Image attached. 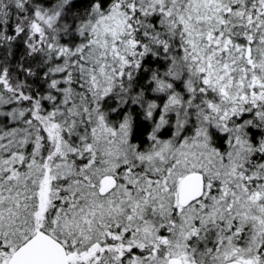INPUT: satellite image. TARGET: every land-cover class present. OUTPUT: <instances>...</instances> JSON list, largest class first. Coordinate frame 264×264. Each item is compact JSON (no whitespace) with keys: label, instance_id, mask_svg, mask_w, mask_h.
Instances as JSON below:
<instances>
[{"label":"snow or ice","instance_id":"6c2138e0","mask_svg":"<svg viewBox=\"0 0 264 264\" xmlns=\"http://www.w3.org/2000/svg\"><path fill=\"white\" fill-rule=\"evenodd\" d=\"M0 264H264V0H0Z\"/></svg>","mask_w":264,"mask_h":264}]
</instances>
